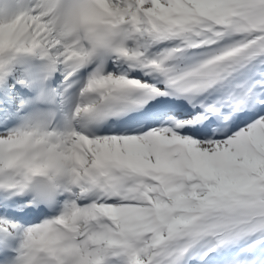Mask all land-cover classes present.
<instances>
[{
  "label": "snow or ice",
  "instance_id": "obj_1",
  "mask_svg": "<svg viewBox=\"0 0 264 264\" xmlns=\"http://www.w3.org/2000/svg\"><path fill=\"white\" fill-rule=\"evenodd\" d=\"M0 264H264V0H0Z\"/></svg>",
  "mask_w": 264,
  "mask_h": 264
}]
</instances>
